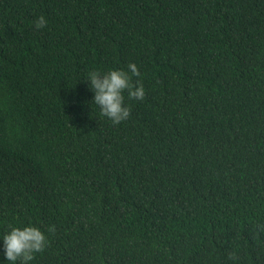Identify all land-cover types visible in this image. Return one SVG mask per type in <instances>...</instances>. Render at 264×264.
Listing matches in <instances>:
<instances>
[{
  "label": "trees",
  "instance_id": "1",
  "mask_svg": "<svg viewBox=\"0 0 264 264\" xmlns=\"http://www.w3.org/2000/svg\"><path fill=\"white\" fill-rule=\"evenodd\" d=\"M129 62L113 125L84 79ZM29 223L30 264H264V0H0V234Z\"/></svg>",
  "mask_w": 264,
  "mask_h": 264
},
{
  "label": "clouds",
  "instance_id": "2",
  "mask_svg": "<svg viewBox=\"0 0 264 264\" xmlns=\"http://www.w3.org/2000/svg\"><path fill=\"white\" fill-rule=\"evenodd\" d=\"M48 21L44 15L37 16L33 25L36 29L46 27ZM138 66L129 62L123 68H109L107 71L92 70L84 81L92 92L91 102L98 106L100 114L117 125L130 116L128 100H143L145 88L139 77ZM257 227H261L257 225ZM55 226L48 225L46 229L29 223L11 226L7 232L0 234V252L3 259L0 264H30L35 254L43 251L48 244L47 232H54ZM226 264H239V253L231 250L226 254Z\"/></svg>",
  "mask_w": 264,
  "mask_h": 264
}]
</instances>
